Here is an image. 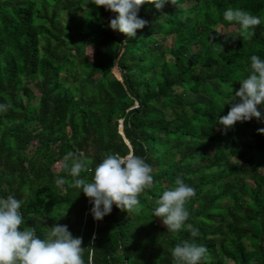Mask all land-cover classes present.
<instances>
[{
  "label": "trees",
  "instance_id": "16d2710c",
  "mask_svg": "<svg viewBox=\"0 0 264 264\" xmlns=\"http://www.w3.org/2000/svg\"><path fill=\"white\" fill-rule=\"evenodd\" d=\"M228 7L262 18L251 41L223 19ZM116 15L92 0H0V104L11 105L0 113V198L21 200L38 236L66 225L85 264H174L185 240L207 249L202 264H264V121L218 124L250 57L264 59V0L145 4L133 38L109 27ZM68 152L93 170L110 153L144 158L155 186L141 213L113 205L93 219L83 192L56 184L71 180L60 168ZM177 178L196 192L185 205L196 237L153 215Z\"/></svg>",
  "mask_w": 264,
  "mask_h": 264
},
{
  "label": "clouds",
  "instance_id": "9594fccd",
  "mask_svg": "<svg viewBox=\"0 0 264 264\" xmlns=\"http://www.w3.org/2000/svg\"><path fill=\"white\" fill-rule=\"evenodd\" d=\"M166 2L177 4V0H92L95 6L117 14L110 20L109 27L128 38L135 37L136 31L147 23L138 17L141 6L150 4L159 10ZM223 19L237 26L238 36L247 41H251L256 26L262 22L261 17L239 7H228ZM239 84V90L234 95L232 89L229 101L232 103L227 115L218 119L224 130L253 118L264 121V114L260 111L264 108V59L252 55L249 74ZM10 107L8 103L0 104V113H6ZM258 131L264 133V128ZM91 164L90 159L68 152L60 162V168L68 171L71 180L58 178L56 184H69L78 190V194L83 192L92 204L90 211L97 221L110 214L113 205L127 215H139L142 210L141 194L155 186L152 168L144 158L135 153L123 156L110 153L94 170ZM82 173H92L91 179L82 176ZM195 195L193 187L177 178L174 187L164 190L155 201L153 215L173 236L185 227L193 237L198 236V229L186 224L189 212L185 205ZM21 205L22 201L14 195L0 198V264H85L86 247L82 246V238L73 237L66 225L58 224L48 227L43 237L38 236L34 229L25 226ZM171 256L174 264H202L208 252L204 246L185 240L171 250Z\"/></svg>",
  "mask_w": 264,
  "mask_h": 264
},
{
  "label": "rangeland",
  "instance_id": "374dc122",
  "mask_svg": "<svg viewBox=\"0 0 264 264\" xmlns=\"http://www.w3.org/2000/svg\"><path fill=\"white\" fill-rule=\"evenodd\" d=\"M221 32H222V34H224V33H225V30L222 29ZM166 43H167V42H166ZM249 71H250V70H249ZM113 73H114V74L117 73V75L119 76V73H118V71H117L116 69L113 70ZM115 77H116V74H115ZM188 97L191 98L192 100L199 101V102H205V101H207V99H206L204 96L194 95V94H192V93H189V94H188ZM119 133H122L121 130H119ZM56 167L59 168L58 165H57Z\"/></svg>",
  "mask_w": 264,
  "mask_h": 264
},
{
  "label": "built area",
  "instance_id": "2783aa9c",
  "mask_svg": "<svg viewBox=\"0 0 264 264\" xmlns=\"http://www.w3.org/2000/svg\"><path fill=\"white\" fill-rule=\"evenodd\" d=\"M89 206H91V208H92V204L90 203V201L88 202V204H87V207H89ZM87 213H88V211H87ZM91 217L93 218V215L91 214ZM94 219V218H93Z\"/></svg>",
  "mask_w": 264,
  "mask_h": 264
},
{
  "label": "water",
  "instance_id": "95a60500",
  "mask_svg": "<svg viewBox=\"0 0 264 264\" xmlns=\"http://www.w3.org/2000/svg\"><path fill=\"white\" fill-rule=\"evenodd\" d=\"M121 135L123 136V134L121 133ZM126 144L128 145L127 141L125 140Z\"/></svg>",
  "mask_w": 264,
  "mask_h": 264
}]
</instances>
